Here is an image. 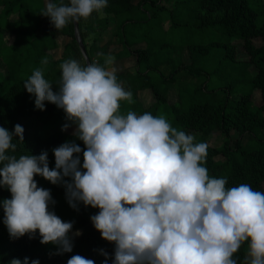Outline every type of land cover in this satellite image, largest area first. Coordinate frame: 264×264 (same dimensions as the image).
I'll use <instances>...</instances> for the list:
<instances>
[{"label":"clouds","instance_id":"obj_1","mask_svg":"<svg viewBox=\"0 0 264 264\" xmlns=\"http://www.w3.org/2000/svg\"><path fill=\"white\" fill-rule=\"evenodd\" d=\"M106 7L107 0L48 2L41 15L61 30ZM113 63L114 57L105 58V65ZM41 64L47 65V58ZM60 68L58 91L42 68L33 70L23 87L35 97L37 110L44 111L45 102L63 109L85 146L83 164L82 149L69 142L53 149L52 169L46 151L17 157L24 128L0 127V188L11 193L0 206L10 238L38 232L41 244L58 246L60 254L72 252L73 223L49 210L55 201L34 177L53 185L70 178L68 203L73 209L79 203L99 209L91 222L115 245L113 264H238L234 257L245 242L244 264H264V192L248 184L227 188L226 177H210L204 166L208 145L195 143L193 135L172 127L164 116L122 114L121 102L131 104L132 93L118 82L115 68L98 62L83 66L75 59ZM69 127L65 123L61 131ZM102 254L107 264L108 254ZM67 264L95 262L77 254Z\"/></svg>","mask_w":264,"mask_h":264},{"label":"trees","instance_id":"obj_2","mask_svg":"<svg viewBox=\"0 0 264 264\" xmlns=\"http://www.w3.org/2000/svg\"><path fill=\"white\" fill-rule=\"evenodd\" d=\"M161 1L139 0L135 3L134 0H107L103 17L94 12L87 20L81 19L79 32L90 64L98 62L106 66L105 58L111 51H119L115 55L118 60L133 58V72L116 74L118 82L132 93L133 100L131 104L121 102V113L133 111L142 115L150 112L154 116H161L164 112L166 115L162 116L172 127L193 135L195 143L208 145L204 166L209 176L226 177L227 188L248 184L253 190L264 192V0H167L176 5L173 10L162 5ZM50 2L59 5L68 4L69 0ZM45 6V0H0V63L7 67L6 72H0V127L11 132L15 125H20V120L35 119L49 135L24 134L23 144H17L14 154L17 157L23 154L39 156L46 151L49 168L52 169L55 168L53 149L65 142L75 143L82 149V166L85 146L73 135L75 128L71 133L61 131L65 123L73 126L66 119L63 109L45 102V110H37L35 97L23 87L33 70L42 68L44 78L53 85L55 92L60 85V65L64 61L75 59L87 66L76 39L75 23L55 30L49 18L41 15ZM185 16L188 17L187 22L182 20ZM47 23L51 24V28L43 31ZM166 24L170 31L181 26L183 30L187 29L186 37L180 38L179 45L173 46L174 50L167 39ZM214 30L230 41H240L249 56L248 60L236 57L235 45L192 41L196 36ZM6 32L14 36L10 45L5 42ZM106 32L110 36L105 41L103 35ZM92 34L93 42L90 45ZM60 38L70 41L64 45L62 57L57 60L53 53L60 49ZM255 39H261L262 45H255ZM222 47L221 65L229 68L244 66L241 70L246 72L250 88L237 93L232 82L230 84L233 86L229 84L226 89H213L210 93L216 95L213 98L217 99L218 93H224L225 98L212 102L207 97L205 85L212 77L207 73V59L215 48ZM164 52L169 56L165 58ZM186 54L189 64L186 63ZM44 58L48 60L47 65L41 64ZM250 67L253 73L248 71ZM171 90L177 92L175 104L170 103ZM144 91L153 95L154 103L148 108L141 101L140 94ZM256 91L261 95V105L253 102ZM217 136L223 138V145L210 146ZM246 136L250 137V141L258 140L260 146L248 148L243 145ZM18 139L14 137V140ZM34 179L40 188L47 182L40 176ZM70 181L64 178L60 184L44 187L50 191L52 200H68L65 185ZM5 199H11V193L7 188H0V202ZM72 210L78 213L92 210L93 215L99 211L85 207L83 203ZM91 217L79 215L69 221L73 223L71 233L80 232V235L72 241V252L60 254L58 246L41 244L38 232L32 238L29 235L19 239L10 238L0 206V264H9L12 259H19L23 264L25 258H28L29 264L33 260H38L39 264H67L68 259L77 254L93 260L95 264H104L102 252L108 254L107 264H113L115 245L101 238ZM246 253L247 242L235 254L238 264H244Z\"/></svg>","mask_w":264,"mask_h":264},{"label":"rangeland","instance_id":"obj_3","mask_svg":"<svg viewBox=\"0 0 264 264\" xmlns=\"http://www.w3.org/2000/svg\"><path fill=\"white\" fill-rule=\"evenodd\" d=\"M138 1L139 0H134L135 3H137ZM48 2H50V0H45L46 4ZM161 2H162V5L164 4L165 7H168L169 10H171V9L173 10L175 8V6H176V5L174 6L172 2H168L167 0H162ZM98 15L100 17H103V13L98 14ZM15 18L16 17H13V19H15ZM182 20H183V22H187L188 21V17L185 16ZM182 20H180L178 22V24H180ZM50 28H51V24L47 23V24L44 25V30L43 31H46L47 29H50ZM112 28H113V26H112ZM190 31L191 30H189L188 33H190ZM166 32H167L166 34H168L167 35V39H168L169 43L172 44V46L170 48L174 50L173 46L179 45L180 38H182V37L185 38L186 37L187 29L183 30L182 26H181V27H177L176 29H173L172 31H170L168 24H166ZM103 36H104L103 37L104 40L106 41L107 38L110 35H109V33L106 32ZM92 37H93V34L90 36V40H89V44L90 45L93 42L92 41ZM100 37L102 38V36H100ZM13 40H14V36L6 32L5 33V42L9 43V45H10V44H12ZM68 41H70V39H66V38H60L59 39L60 49L53 53V56L55 57V59L58 60V59H60L62 57V54H63L62 50L64 48V45ZM176 41H177V43H176ZM192 41L199 42L200 44L201 43H211L213 41L220 42L223 45L225 43L226 44L229 43L230 45H235V47H236V57L238 59L247 61L248 58H249L248 54L243 49V45H242V43L240 41H238L237 39L230 41L226 36L222 35V33L218 32L217 30L208 31V32H206L203 35H198L194 39H192ZM254 43L257 46H261L262 45V40L261 39H255ZM223 52H224V48L223 47L221 49L215 48L212 51L211 55L207 59V63H208V69H207L208 71H207V73L211 74L212 77L206 82L205 85L207 86V88H206L207 97L212 102H215V101L219 102L221 100L223 101L224 98H225V94L224 93H221V95L218 93L217 99L213 98V97L216 96V95L210 94V93L213 92V89L220 90L221 88H225L227 85H229L232 82H234V87H235L234 89H235V92H237V93H242V92L248 91L249 88H250V84L248 82L249 78H248L246 72L241 70V68L243 69L244 66L238 65V66H235L234 68H229V67H225L224 65L223 66L221 65L220 58L223 57V55H222ZM163 55H164L165 58L169 56V55H167L166 52H164ZM114 58H116V57L114 56ZM185 59H186V63L189 64L190 60H189V57H188L187 54L185 55ZM129 63L131 64V67H132L133 64H134V61H129ZM118 67L119 66L116 65L117 69H118ZM113 68H115V67H113ZM6 71H7V67L5 66V64L3 62H1L0 63V72L4 73ZM248 71L250 73H253L254 70H253V68L250 67ZM240 81H243V83H239ZM186 83H188L187 80H186ZM183 85H185V84H183ZM230 86H233V84L232 85L230 84ZM175 89L177 90V88H175ZM174 94L177 95V93H174ZM176 95H175L174 100L175 99L177 100ZM148 96H150V95H148ZM151 97L152 96H150V98ZM234 97H237V95H235ZM171 100L173 101V98ZM253 102H254L255 105H261V103H262L261 95H260V93L258 91H256L254 93V95H253ZM162 115H166V114L164 112H162ZM30 121H32L33 124H30ZM20 125L24 128V134H26L28 136L44 135V137H46V136L49 135V133H46L43 130L44 129L43 126L38 124L35 119H29V118L22 119V120H20ZM75 127L76 126L73 124V126H71L67 131L69 133H71L72 129H74ZM236 137L237 136H235V139H236ZM223 143H224L223 138H221L220 136H217L210 143V146L221 147L223 145ZM243 145H245L248 148L249 147L254 148V147H259L260 143H259L258 140L250 141V137L246 136L244 138V140H243ZM65 179L70 181V178H65ZM70 183H71V181H70ZM43 184L46 185V187L48 185L49 186L53 185V184H51L48 181L44 182ZM44 185L41 188H44V189L47 190V188H45ZM53 201H55V203L49 205V210L53 211V212L55 210H57L54 213L59 218H61V220H63L64 222H69V221L73 220L74 218H78L79 215H85L88 218L89 216H93V214H94V212L92 210H88V211L82 212V213H78L77 211H73L72 210L73 208L70 207V205L68 203V200L64 199V198H61L59 201L58 200H53ZM76 233L77 232H72V233L70 232L69 233V235L71 237V241H75L79 237V235H76Z\"/></svg>","mask_w":264,"mask_h":264},{"label":"crops","instance_id":"obj_4","mask_svg":"<svg viewBox=\"0 0 264 264\" xmlns=\"http://www.w3.org/2000/svg\"><path fill=\"white\" fill-rule=\"evenodd\" d=\"M117 52H119V51H111L110 56L114 57ZM129 61H134V59L132 58V59H120V60H118L117 58H114V63L112 65H106V67H108V68L115 67L116 74L117 73H120V72H124V71H131V72H133V70H134V64L131 67V64L129 63ZM116 65L119 66L118 69L116 68ZM170 93H171L170 103L171 104H175L177 100L176 99L174 100L175 95H176L174 93H177V92L175 90H171ZM140 95H141V101L144 103V105H145L146 108L150 107V105H152L154 103L153 95H152L151 92L144 91ZM148 95H150L152 97L150 98V96H148ZM176 97H177V95H176ZM172 98H173V101L171 100ZM30 124H33V122L30 121Z\"/></svg>","mask_w":264,"mask_h":264},{"label":"water","instance_id":"obj_5","mask_svg":"<svg viewBox=\"0 0 264 264\" xmlns=\"http://www.w3.org/2000/svg\"><path fill=\"white\" fill-rule=\"evenodd\" d=\"M74 23H75L76 39H77V42H78V44H79V46L81 48L82 54H83V56L86 59V63L88 65V64H90V60L88 58L86 47H85V45L83 43L82 37H81L80 32H79V22H74Z\"/></svg>","mask_w":264,"mask_h":264}]
</instances>
